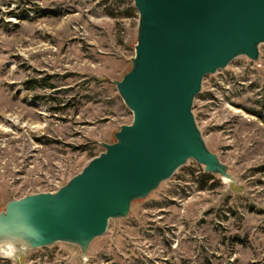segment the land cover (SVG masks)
I'll use <instances>...</instances> for the list:
<instances>
[{"label":"rangeland","instance_id":"obj_1","mask_svg":"<svg viewBox=\"0 0 264 264\" xmlns=\"http://www.w3.org/2000/svg\"><path fill=\"white\" fill-rule=\"evenodd\" d=\"M138 24L132 0H0V214L14 200L58 192L133 123L116 82L132 69ZM260 52L258 62L238 58L207 76L194 104L232 180L205 182L190 161L85 255L65 243L15 244L0 264H264Z\"/></svg>","mask_w":264,"mask_h":264},{"label":"water","instance_id":"obj_2","mask_svg":"<svg viewBox=\"0 0 264 264\" xmlns=\"http://www.w3.org/2000/svg\"><path fill=\"white\" fill-rule=\"evenodd\" d=\"M139 14L132 69L116 82L133 123L56 193L14 200L0 214V247H80L103 237L190 161L232 180L194 114L207 76L234 60L258 62L264 0H132Z\"/></svg>","mask_w":264,"mask_h":264},{"label":"bare ground","instance_id":"obj_3","mask_svg":"<svg viewBox=\"0 0 264 264\" xmlns=\"http://www.w3.org/2000/svg\"><path fill=\"white\" fill-rule=\"evenodd\" d=\"M16 249L13 244H9L7 246L4 245V247H0V256H6L8 258H13L16 254Z\"/></svg>","mask_w":264,"mask_h":264},{"label":"trees","instance_id":"obj_4","mask_svg":"<svg viewBox=\"0 0 264 264\" xmlns=\"http://www.w3.org/2000/svg\"><path fill=\"white\" fill-rule=\"evenodd\" d=\"M257 116H259L260 118H261V116L260 115H257ZM202 178L205 180V182H207V181H211V180H214L216 177L214 176V175H212V174H207V173H205V171H204V173L202 174ZM200 189L202 190V191H205L206 190V186L205 185H202L201 187H200Z\"/></svg>","mask_w":264,"mask_h":264}]
</instances>
